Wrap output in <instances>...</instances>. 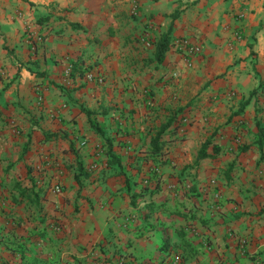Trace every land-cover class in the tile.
<instances>
[{"label": "crops", "instance_id": "1", "mask_svg": "<svg viewBox=\"0 0 264 264\" xmlns=\"http://www.w3.org/2000/svg\"><path fill=\"white\" fill-rule=\"evenodd\" d=\"M175 260L264 264V0H0V264Z\"/></svg>", "mask_w": 264, "mask_h": 264}, {"label": "built area", "instance_id": "2", "mask_svg": "<svg viewBox=\"0 0 264 264\" xmlns=\"http://www.w3.org/2000/svg\"><path fill=\"white\" fill-rule=\"evenodd\" d=\"M176 47L181 51V52H184L187 56H191L192 54L194 53H197L200 51V45L199 44H196V43H192L189 39L187 38H181V39H178L175 43ZM70 71V66L67 68V73ZM87 77L89 79H92V78H96L98 82H101L102 81V78L99 77V76H94L92 74H88ZM149 100V98H148ZM148 103H151V100L148 101ZM214 181L212 180L211 183H213ZM61 187L60 185H55L54 186V191L56 193H60L61 192ZM218 195L216 194L215 195V198H217ZM187 229V228H186ZM178 260H175L172 262V264H178Z\"/></svg>", "mask_w": 264, "mask_h": 264}, {"label": "trees", "instance_id": "3", "mask_svg": "<svg viewBox=\"0 0 264 264\" xmlns=\"http://www.w3.org/2000/svg\"><path fill=\"white\" fill-rule=\"evenodd\" d=\"M166 47H167L166 41L165 39H163L158 49V57H160V55L166 50Z\"/></svg>", "mask_w": 264, "mask_h": 264}]
</instances>
